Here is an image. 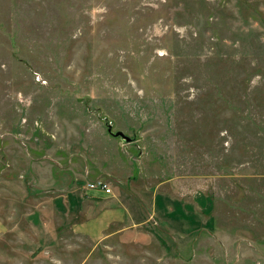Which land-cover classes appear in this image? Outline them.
I'll return each instance as SVG.
<instances>
[{
  "label": "rangeland",
  "instance_id": "1",
  "mask_svg": "<svg viewBox=\"0 0 264 264\" xmlns=\"http://www.w3.org/2000/svg\"><path fill=\"white\" fill-rule=\"evenodd\" d=\"M89 170L144 221L86 233ZM0 223V264H264V0H0Z\"/></svg>",
  "mask_w": 264,
  "mask_h": 264
},
{
  "label": "crops",
  "instance_id": "2",
  "mask_svg": "<svg viewBox=\"0 0 264 264\" xmlns=\"http://www.w3.org/2000/svg\"><path fill=\"white\" fill-rule=\"evenodd\" d=\"M91 171H86L85 173L81 174V178L78 180V182H84V175H90ZM95 180H91L88 182H84L85 186L87 187V193H88V203L91 210H93V214L89 217L90 223L93 224L92 227L86 228L90 235H97L102 233L103 228L112 227L113 225H129V226H135L138 224H141L144 220L143 213H142V204L146 202L143 195H141L140 192H137L134 190V188L131 185L132 181H129L128 178L120 179L115 173H109L104 171H98L95 173ZM101 175H107L108 176V183L113 189V193H106L104 190L101 189H89L87 184L90 182L97 181ZM130 182V183H129ZM84 186V187H85ZM76 190L75 188L73 191ZM70 191H67L64 194L59 195L56 199L61 197H67ZM76 193V192H73ZM166 197H170L171 195H164ZM154 198H156V195H154ZM185 211L184 215L188 217L186 211V208L189 207V205L193 206V201L191 199H185ZM182 204V202H181ZM155 210V209H154ZM183 214V213H182ZM176 218H179L177 214L175 215ZM92 217V218H91ZM76 220V218L74 219ZM181 221L180 219H177ZM77 220L76 222H73V225L78 224ZM188 221V220H187ZM187 221H181V225L186 226L188 229L190 223ZM87 222V221H86ZM79 223H84L82 220ZM1 224V223H0ZM104 226V227H103ZM1 227V225H0ZM76 227V226H75ZM102 227V228H101ZM186 229V230H187Z\"/></svg>",
  "mask_w": 264,
  "mask_h": 264
},
{
  "label": "built area",
  "instance_id": "3",
  "mask_svg": "<svg viewBox=\"0 0 264 264\" xmlns=\"http://www.w3.org/2000/svg\"><path fill=\"white\" fill-rule=\"evenodd\" d=\"M88 186L92 188L104 190L106 193L109 194L113 192V189L108 185V183L101 179L98 181H94L93 183L90 182Z\"/></svg>",
  "mask_w": 264,
  "mask_h": 264
},
{
  "label": "water",
  "instance_id": "4",
  "mask_svg": "<svg viewBox=\"0 0 264 264\" xmlns=\"http://www.w3.org/2000/svg\"><path fill=\"white\" fill-rule=\"evenodd\" d=\"M108 131L115 137H122L125 141H131L132 137L127 135L124 131H114L111 124L108 125Z\"/></svg>",
  "mask_w": 264,
  "mask_h": 264
}]
</instances>
